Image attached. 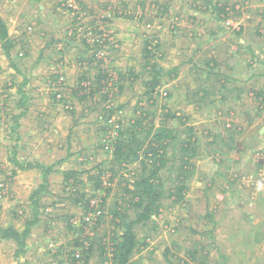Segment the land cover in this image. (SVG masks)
<instances>
[{
	"label": "rangeland",
	"instance_id": "1",
	"mask_svg": "<svg viewBox=\"0 0 264 264\" xmlns=\"http://www.w3.org/2000/svg\"><path fill=\"white\" fill-rule=\"evenodd\" d=\"M98 2L107 6L109 1ZM110 2L118 10L126 8L123 18L105 17L108 8L91 23L90 17L73 20L70 8L81 9L82 0H0V15L17 43L7 56L0 42V226L14 225L22 235L27 219L34 220L33 190L48 185L37 199L45 210L38 207L39 218L24 246L21 239L0 237V264H111L99 250L100 239L109 249L114 233L123 231L119 224L136 217L124 185L129 182L133 187V171L141 157L124 165L125 169L112 164V133L117 127L109 129L106 125L111 121L101 117L107 116V103L114 107L113 122L131 117L138 106L159 108L156 124L162 118L160 110L176 115L171 126L173 142L165 147L170 159L161 173L163 186L176 185L185 134L197 137L189 151V164L183 165L191 171L185 203L168 198L165 187L162 207L148 225H137L138 233L150 226L151 241L134 256L133 264H264V0ZM104 19H109L106 25ZM68 25L80 32L92 25L96 38L103 35L114 42L116 55L95 56L90 78L99 66L107 71L119 67L117 61L123 63L120 67H133L142 78L135 84L126 82L127 88L111 101L108 95L99 94L97 83L82 85V64L89 61L81 63L70 53L61 55L59 50L64 47L58 44L51 49L47 45L50 39L65 36L59 37L54 26ZM146 42L149 48L158 42V49L148 61H142L143 54L147 55L143 53ZM103 46L107 52V45ZM211 57L217 68L205 84L214 108L203 111L189 103L188 95L202 85L201 72ZM153 64L163 73L156 74ZM223 79L231 80L225 84L228 90H242L237 99L236 89L219 91ZM25 97L26 107L33 113L20 117L15 131V117L24 108L19 101ZM125 105L126 110L120 112ZM25 131L33 133L27 140L28 135L22 136ZM19 135L23 139L16 143ZM25 142L31 151L28 145L25 149ZM27 158L52 166V171L44 177L37 168L25 170L20 165L27 166ZM60 160L61 164L52 165ZM70 170L80 171V185L73 178L74 186L64 183ZM92 176V180L98 176L102 181L98 192ZM80 189L85 196L81 200L67 194ZM117 196L120 200L126 196V200L117 205L121 213L115 215ZM87 199L93 210L86 208ZM101 208H105L103 216ZM155 220L157 228L153 229ZM90 241L97 243L87 260L82 259ZM173 242L178 245L175 250ZM166 249L170 250L167 258L176 257L175 262L164 260Z\"/></svg>",
	"mask_w": 264,
	"mask_h": 264
},
{
	"label": "trees",
	"instance_id": "2",
	"mask_svg": "<svg viewBox=\"0 0 264 264\" xmlns=\"http://www.w3.org/2000/svg\"><path fill=\"white\" fill-rule=\"evenodd\" d=\"M208 4L212 2L207 1ZM111 5V4H110ZM215 6V5H214ZM86 6L83 4L82 8H70V11L72 12L71 14L75 17L73 20L78 19H86L89 18L91 19V23H95L96 20H98L101 16H96L93 17L91 14H82L85 13V11H88ZM111 7V6H110ZM113 9L110 8L109 10L111 11ZM118 10V9H117ZM126 8L124 7L123 10H115L116 14H119V17L123 16V11H125ZM115 14V15H116ZM106 16V15H105ZM107 17V16H106ZM66 31V37L63 38L62 40H53L50 39L48 42V49H51L50 47H54V44H58L61 48L66 47V48H71L74 49L77 47L79 44H81V47L90 45L91 47V53L92 57L90 58L89 56L86 57L84 51L81 57L79 58V61L81 63H85V61H89L87 64L88 65H83L82 67L84 69L83 76L81 77L80 81H85L83 82L82 85L87 86L86 83H89L90 85H93L97 83V91L99 92L100 95H108V101H111L114 99L115 95H118L120 92L124 90V88H127V83L128 81L132 82L135 84L137 83L138 80H140L142 77L138 73L134 72L133 67H114L111 71H107L104 67H98V71H96L95 75L93 78H90L91 75V66L92 62L94 61L95 56L104 55L107 54L110 58H113L116 55V51L114 49L113 41H108V38L104 37L103 35H99V38H96V31L95 29L91 26L90 30L86 29L83 32H80L77 30V28L72 27V25H68L65 28ZM53 37V36H52ZM0 42L3 45V48L5 50V53L7 56L11 55L12 50L14 49V45H17L16 41L12 40L10 35H9V30L7 27L6 22L0 15ZM76 42H79L76 43ZM144 45V50L143 53L146 51L147 55L145 56L143 54L142 61H148L149 58L153 57L154 54L156 53V50L158 49V42H155V45L152 47L147 44ZM101 44H104L103 48L107 45V52L101 49ZM113 48L110 49V47ZM110 46V47H109ZM149 48V49H148ZM53 50V49H52ZM83 50V49H82ZM59 53L61 55H64V52L62 50H59ZM115 54V55H114ZM43 55V54H41ZM41 55L38 58V61L41 60ZM211 63H207L205 66V69L202 70L201 76L204 79L202 82V85H200L198 88L194 89L192 94L188 95L189 103H192L196 108L200 110H205L207 108H214V105L211 104L210 97L208 96V88L206 86V82L210 77H214V71L217 68V63L214 57H211ZM122 68V69H121ZM151 68L156 71V74H161L163 73V70L160 69V67L157 64H153ZM124 69L128 71H124ZM118 70V71H115ZM176 68L173 69L175 71ZM174 77H176V74H174ZM219 77V74H216L217 78ZM222 80V79H221ZM218 81V80H217ZM231 81V80H230ZM227 79H223V85L219 89L220 92H228L229 90H234L236 89V99L240 96V93L242 92L241 89L233 87L232 89H229L225 87V84L230 82ZM233 81V80H232ZM111 85V92L106 93V88ZM146 84V82H145ZM149 85V82H147V86ZM150 92H152V87L150 88ZM203 94L202 96H200ZM169 95V94H168ZM190 96V97H189ZM200 97L197 101L196 99ZM209 97V98H207ZM27 97L23 98L21 101H19V104L23 106L24 108H20V113L15 119L18 121H14L15 125L12 126V129L17 131V129L20 127V122L19 118L24 116L28 111L29 108L26 107V101ZM221 101L226 102L227 99L225 96L220 97ZM57 101H61V98H57ZM196 101V102H195ZM127 106L120 107V112H123V109L126 110ZM165 108V107H163ZM105 110L107 112V116H101L103 119H106L105 121H111L106 125L109 129H112L114 125H116L115 132L112 133L114 136L113 142H112V149L113 153L110 156L111 162L113 165L116 164L119 169H125L124 165L127 166L129 164H133L137 161L139 157H141L140 165L138 168L134 169V174L135 177L133 178V182L131 184L133 185L132 188L129 187L130 183L127 182L126 185H124V188L126 190V193H129L130 199L129 202L133 205L134 207V215L136 217L134 220H131L129 222H122L119 224L120 227H122L123 231L121 232H115L114 235L112 236V244L109 249H106V244H101L100 239V252L104 254L103 256L106 257L107 260L111 262V264H133L132 260L134 256L142 250L143 247L146 246L151 241V237L148 236V231H152L150 226H148L149 230H144L143 233H138L137 232V225L140 223H144L146 225L149 224V220L152 219L153 214L157 213L158 210L162 207V202L165 198V193L164 189L166 187V190L169 191L168 198L175 197L177 202H182L185 203V195L188 191V187L186 186V179L189 177L191 171H189L187 168H183V165H188L189 164V159L191 158V155L189 154V151L192 149V147L195 146V143L192 141H195L197 137L193 136L192 134L188 135L187 133L185 134L186 139L182 142V162L181 165L178 169V172L176 173L175 177V182L176 185H168L165 184L163 186V181L161 178V173L164 170V167L166 164L169 162V154L168 151L165 150V147L173 142L171 139L172 135V121L176 119V115L172 113L170 110H163L161 112L162 118L158 121V124H156V117L159 113V108L158 109H152L149 106H141L137 108H133L132 111V116L129 118H126V120L123 121L121 118L117 122H113L112 118L114 116V107L112 103H107ZM116 123V124H115ZM190 133H192L194 130L193 128L189 129ZM32 135H28L27 138H30ZM112 136V137H113ZM21 138L19 135L16 139V143ZM176 141H177V136H176ZM15 143V144H16ZM26 146L25 149H28V142H25ZM28 145V146H27ZM104 148V146H103ZM15 149H17V144L15 145ZM29 151H31V148L29 146ZM17 151L15 150V154ZM29 154L33 152H28ZM185 158H188V160H184ZM18 159V158H17ZM28 164L27 166L20 165V167H24V169H29V168H37L40 172L41 175L43 174L44 177H47L48 174L52 171V166H45L40 164V161L38 159H35L33 162H29V158H27ZM33 160V158H31ZM147 161H150V164L147 163ZM62 163V160L52 163V165H59ZM101 164V163H100ZM19 165V161H18ZM116 175V171H113V177ZM78 176H80V171L78 170H70L65 174V181L64 183L69 186H74L72 184V181L70 179H74V183L76 185H80L82 181H78ZM93 176L91 177V181L94 183V191L98 192L100 190V186L102 184L101 179L97 176L95 180H92ZM70 180V181H69ZM127 180V179H124ZM69 181V182H68ZM48 185L42 184L39 188H36L33 190L31 199L36 200L35 204V212H33L34 220H29L27 219L26 224H25V230L21 234H19L18 230L14 227V225H9L6 228H3L0 226V237L2 239H11V240H22L21 244L24 246V240L28 233L31 230V227L33 224L37 222V219L39 218V210L38 207L45 210V207L38 202L37 199H41V195H43V190L46 189ZM82 189V188H81ZM81 189L74 191L67 192L69 193L70 196H73L76 200H81L82 198H85L84 194H81ZM111 189V188H110ZM84 193V192H82ZM66 198V196H65ZM105 197H102L103 204L105 203ZM126 200V196L124 198H121L120 196H117V201L115 202V215L118 213H121L117 210V205H123V201ZM61 201V199H60ZM57 203V202H54ZM85 206L89 210H93L92 207H90L89 200L87 199L85 201ZM101 211V214L103 216V213L105 212V208L99 209ZM130 210H128L129 212ZM101 216V217H102ZM157 228L156 227V220L153 221V229ZM175 228H179V224L175 226ZM206 234V233H204ZM23 237V238H22ZM91 245L87 246V249L84 250L82 259L85 258L87 260L88 254L92 251L93 245L97 243V241H90ZM82 247L85 246L84 242L80 243ZM178 245L173 242V249H177ZM206 248H203L205 250ZM111 254H107V252ZM170 250L166 249L164 252V260H167L169 263L175 262L174 258H167L168 252ZM195 252L192 253L194 255ZM74 257V254H72ZM85 256V257H84ZM77 258L74 257L73 261H76ZM163 264V262H160ZM23 264H29L28 262H23ZM135 264H138L135 262Z\"/></svg>",
	"mask_w": 264,
	"mask_h": 264
},
{
	"label": "crops",
	"instance_id": "3",
	"mask_svg": "<svg viewBox=\"0 0 264 264\" xmlns=\"http://www.w3.org/2000/svg\"><path fill=\"white\" fill-rule=\"evenodd\" d=\"M105 1H109L107 6H102L101 5L102 2L99 3L98 0H82V3L86 6L85 8L88 10L89 14H91V16H93V17H96V16H103L105 14V12L107 11L108 8L109 9L112 8V6L110 7V4H111L110 1H112V0H105ZM115 10L118 11L117 8H113L110 11L109 14H106V16L107 17H111L112 15H115L116 14L115 13ZM118 16H119V14H116L114 17H116V18H123V17H118ZM108 20L109 19H104L103 22L105 23V25L107 24ZM51 27L52 26H49V28H51ZM92 27L94 28V26H92ZM52 29H56L59 32V37L62 36V35H64V34H65L64 38L66 37V31L67 30L63 26H54ZM108 33L112 34L111 32H108ZM76 43L79 44V42H76ZM63 49H64V51H63L64 52V55L70 53L73 57H75V60H77V61H79V58L83 54V51H84L85 55L86 54H91V56H92L90 45H87L86 47L85 46L81 47V44H79L78 47H77V50H76V48H74V49L69 48L67 50L66 47H64ZM120 53H121V56H125L126 55V54H124L123 50H121ZM117 65H119V67H120V66L123 65V63L117 61ZM29 110L30 111H28L27 113H33V110L32 109H29ZM39 125L42 126V122H40ZM43 131H45V130L43 129ZM24 134L25 135H32L33 133H32V131L29 132V133L25 131V132L22 133V136ZM31 156L33 158L34 155H31Z\"/></svg>",
	"mask_w": 264,
	"mask_h": 264
}]
</instances>
